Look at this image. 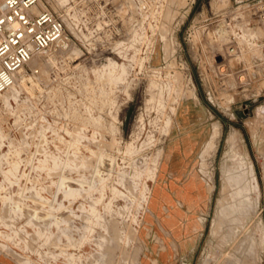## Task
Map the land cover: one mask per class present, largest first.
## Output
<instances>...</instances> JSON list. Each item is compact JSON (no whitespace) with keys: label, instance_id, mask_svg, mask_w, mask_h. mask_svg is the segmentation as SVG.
Segmentation results:
<instances>
[{"label":"rangeland","instance_id":"1","mask_svg":"<svg viewBox=\"0 0 264 264\" xmlns=\"http://www.w3.org/2000/svg\"><path fill=\"white\" fill-rule=\"evenodd\" d=\"M263 1L38 0L64 33L0 92V264H264Z\"/></svg>","mask_w":264,"mask_h":264},{"label":"built area","instance_id":"2","mask_svg":"<svg viewBox=\"0 0 264 264\" xmlns=\"http://www.w3.org/2000/svg\"><path fill=\"white\" fill-rule=\"evenodd\" d=\"M37 1L0 0V92L13 83L15 73L35 52L63 36L58 17L46 10L33 11ZM252 15V23L262 31L264 62V1L252 7Z\"/></svg>","mask_w":264,"mask_h":264},{"label":"crops","instance_id":"3","mask_svg":"<svg viewBox=\"0 0 264 264\" xmlns=\"http://www.w3.org/2000/svg\"><path fill=\"white\" fill-rule=\"evenodd\" d=\"M181 209L182 211H184L182 207L177 206L174 209L175 212L166 219L167 221H165L166 224L168 225L167 227H169L170 230L175 234H178L180 232V225L178 219H179V215L182 213ZM177 210H180V212Z\"/></svg>","mask_w":264,"mask_h":264},{"label":"bare ground","instance_id":"4","mask_svg":"<svg viewBox=\"0 0 264 264\" xmlns=\"http://www.w3.org/2000/svg\"><path fill=\"white\" fill-rule=\"evenodd\" d=\"M35 7H36V5L35 6H33V11L34 12H38L39 10H37V11H35ZM41 11V10H40ZM254 27H252L251 28V30L253 29ZM250 30V31H251ZM256 30V29H255ZM249 31V30H248ZM254 31V30H253ZM251 32L250 33V37H255V35H257V34H255L254 32ZM256 32H258V34H259V30H257ZM248 35H247V37H248ZM62 38V37H61ZM61 38L60 39H58L57 41H59V40H61ZM257 38V37H256ZM259 38V37H258ZM251 39V38H250ZM247 40V39H246ZM56 41V42H57ZM250 42H251V40H250ZM250 42H249V44H250ZM252 43V42H251ZM255 44V43H254ZM251 45V44H250ZM251 47V46H250ZM45 50V49H44ZM44 50H41V51H39V52H35L32 56H31V58L27 61V63L32 67V69H33V67H35L37 64H39V58H38V56H36L37 55V53H40V52H42V51H44ZM40 66V65H39ZM38 67V66H37ZM22 68H23V66L22 67H20L19 69H18V71L19 72H22ZM36 68V67H35ZM17 71V72H18ZM23 75V74H22ZM22 79V78H21ZM14 82V81H13ZM15 84V83H14ZM12 85V84H11ZM213 135V134H212ZM212 137V136H211ZM230 137V136H229ZM229 137H228V139H229ZM210 142V141H209ZM172 147H174V145L172 146ZM202 156V155H201Z\"/></svg>","mask_w":264,"mask_h":264}]
</instances>
